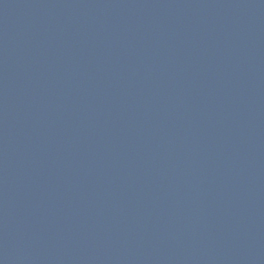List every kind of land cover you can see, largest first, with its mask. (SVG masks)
<instances>
[{"label":"water","instance_id":"95a60500","mask_svg":"<svg viewBox=\"0 0 264 264\" xmlns=\"http://www.w3.org/2000/svg\"><path fill=\"white\" fill-rule=\"evenodd\" d=\"M0 264H264V0H0Z\"/></svg>","mask_w":264,"mask_h":264}]
</instances>
